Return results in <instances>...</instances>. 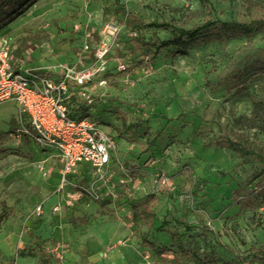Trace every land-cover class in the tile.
I'll return each instance as SVG.
<instances>
[{"label": "rangeland", "instance_id": "374dc122", "mask_svg": "<svg viewBox=\"0 0 264 264\" xmlns=\"http://www.w3.org/2000/svg\"><path fill=\"white\" fill-rule=\"evenodd\" d=\"M253 1L34 0L0 21V38L11 42L15 65L51 75L60 63L94 66V48L109 26L117 27L105 58L108 84L98 85L100 74L88 84L100 101L82 104L80 113L101 122L120 148L112 162L117 198L86 196L55 212L58 155L13 138L17 107L0 103V211L8 213L0 224V264H184V258L178 262L180 246L205 264H264L262 163L216 144L224 136L244 137L264 156V72L237 78L264 59V31L200 40L186 54L168 46L147 64L133 38H168L170 32L133 29L128 20L135 15L189 28L208 19L264 17V0ZM85 40L91 49L82 52ZM43 152L55 163L48 175L38 168ZM77 180L90 185L94 179L80 174ZM149 193L156 196V219L135 220L132 202ZM40 203L44 212L38 215ZM102 235L104 244L94 251L91 243ZM144 236L166 252L145 248Z\"/></svg>", "mask_w": 264, "mask_h": 264}, {"label": "built area", "instance_id": "2783aa9c", "mask_svg": "<svg viewBox=\"0 0 264 264\" xmlns=\"http://www.w3.org/2000/svg\"><path fill=\"white\" fill-rule=\"evenodd\" d=\"M116 32L117 27L106 29L101 43L94 48L97 60L94 66L78 68L60 63L51 70L52 75L39 68L34 71V67L16 66L11 42L0 38V103L14 101L17 107L18 126L11 135L18 141L26 135L43 148L55 150L61 162L55 212H60L63 206H76L86 196L98 201L118 197L117 186L112 181V162L119 154L118 141L101 122L80 113L82 104L90 106L100 101L88 84L99 74L98 85L108 84L104 77L105 58ZM90 49L85 40L82 52ZM142 110L140 107L138 112ZM38 167L47 175L44 162L38 163ZM87 173L94 179L90 185H83L74 178ZM97 181L108 186V190H99L94 184ZM165 182L162 178L160 185ZM35 212L38 215L44 212L42 203L35 207Z\"/></svg>", "mask_w": 264, "mask_h": 264}, {"label": "trees", "instance_id": "16d2710c", "mask_svg": "<svg viewBox=\"0 0 264 264\" xmlns=\"http://www.w3.org/2000/svg\"><path fill=\"white\" fill-rule=\"evenodd\" d=\"M34 0H0V21L10 20L14 15L27 7ZM257 2L251 0V4L255 5ZM129 26L133 29H147L157 28L170 32V37L161 38L156 35L152 38H146L139 35L133 38L136 47L144 52L142 63H153L155 58L168 46L176 47V52L186 54L189 47L200 40H218L225 41L228 39L239 37H252L259 31H264V17L254 18L248 21L237 19H208L202 24L194 25L192 27H183L176 25L172 21L154 20L145 22L135 15H130ZM264 72V59L258 58L248 68H244L237 78H250L253 74ZM140 126L139 124L137 125ZM219 146L227 147L241 155L244 161H250L252 157L262 163V173L264 174V156L257 152L251 145L249 139L244 137H230L224 136L216 141ZM258 193L264 196V184L261 186ZM156 201L155 193H149L143 200L132 202L133 217L135 220H141L145 223L153 222L157 214L154 210V203ZM7 210H2L0 213V224L7 218ZM186 227H191L190 224H185ZM158 230H164L163 226H159ZM172 238L180 240L179 236L174 232L171 233ZM141 244L152 251L156 255L162 256L167 248L165 246H158V244L144 236ZM178 262L184 258V264L190 261L193 264H205L204 258L195 256V254L187 251L183 246H180V252L177 253ZM264 259V256H262Z\"/></svg>", "mask_w": 264, "mask_h": 264}, {"label": "crops", "instance_id": "0c3cea01", "mask_svg": "<svg viewBox=\"0 0 264 264\" xmlns=\"http://www.w3.org/2000/svg\"><path fill=\"white\" fill-rule=\"evenodd\" d=\"M23 137L25 138H28L26 135H24ZM22 137V138H23ZM29 139V138H28ZM30 140V139H29ZM31 142H33L32 140H30ZM34 143V142H33ZM120 149V148H119ZM47 151H49L51 153V151H55V150H50V149H47ZM56 152V151H55ZM44 154V158H46V160H42L44 162V168L45 170L47 171V175L49 172H51L54 168H55V163L53 162V159L52 157H50L48 154V152H43ZM57 154V152H56ZM59 157V156H58ZM43 158V159H44ZM60 161V159H59ZM59 169L57 170L58 171V176H59V180H60V168H61V162H60V165H59ZM39 168V167H38ZM40 169V168H39ZM42 171V170H41ZM43 172V171H42ZM77 177H74L76 181L77 180ZM83 177H88L89 178V175L88 173L87 174H83ZM59 182V181H58ZM56 193H57V190H56ZM81 203V201H79ZM79 202L76 204V206L79 204ZM75 207V206H74ZM72 208V207H71ZM2 212V210L0 211V213ZM105 236H101V238H98L97 240H94L92 243H91V248L96 251L97 249H99L100 247H102V245L104 244V240H105Z\"/></svg>", "mask_w": 264, "mask_h": 264}]
</instances>
